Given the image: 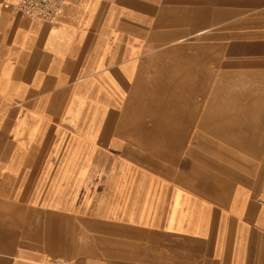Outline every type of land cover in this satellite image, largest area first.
I'll return each mask as SVG.
<instances>
[{"label": "crops", "instance_id": "1", "mask_svg": "<svg viewBox=\"0 0 264 264\" xmlns=\"http://www.w3.org/2000/svg\"><path fill=\"white\" fill-rule=\"evenodd\" d=\"M17 1L0 264H264V0H203L201 46L162 45L194 35L198 0H66L56 25Z\"/></svg>", "mask_w": 264, "mask_h": 264}, {"label": "built area", "instance_id": "2", "mask_svg": "<svg viewBox=\"0 0 264 264\" xmlns=\"http://www.w3.org/2000/svg\"><path fill=\"white\" fill-rule=\"evenodd\" d=\"M66 0H18L14 6V12L31 20H42L52 25L58 23V17ZM40 264H73L71 260L51 257Z\"/></svg>", "mask_w": 264, "mask_h": 264}, {"label": "rangeland", "instance_id": "3", "mask_svg": "<svg viewBox=\"0 0 264 264\" xmlns=\"http://www.w3.org/2000/svg\"><path fill=\"white\" fill-rule=\"evenodd\" d=\"M205 1L203 0H198L196 1V7H195V22H194V35H191L189 37H186V35L188 34V31L186 30V27L185 25L186 24H183L182 22H180L179 24V27L178 28V38H174V39H168V40H163V44L162 45H178V46H186V45H189V44H192V45H203V42H204V38H203V29H204V25H203V3ZM216 1H213L211 2V4H214ZM217 7H214L212 6L211 7V19H212V24H211V41L214 42L216 41L217 42V24H214L213 23V20L214 18L217 16L218 13H216V10ZM186 10V9H184ZM181 17H183L181 14H180V19ZM194 43V44H193ZM148 45H152V44H148ZM35 105V106H33ZM30 106V107H28ZM34 109H42L41 108V104H30V105H27L26 103H20L18 104V109L19 111H26V110H33Z\"/></svg>", "mask_w": 264, "mask_h": 264}]
</instances>
